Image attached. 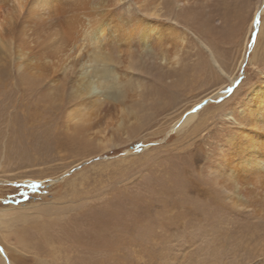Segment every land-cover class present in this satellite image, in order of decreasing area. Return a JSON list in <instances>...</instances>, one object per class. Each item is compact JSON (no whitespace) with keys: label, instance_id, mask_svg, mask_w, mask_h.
<instances>
[{"label":"rangeland","instance_id":"374dc122","mask_svg":"<svg viewBox=\"0 0 264 264\" xmlns=\"http://www.w3.org/2000/svg\"><path fill=\"white\" fill-rule=\"evenodd\" d=\"M113 1L81 0L68 35L49 23L42 34L0 36V264H264V217L235 207L217 178L232 137L248 128L251 89L264 85V0L182 9L164 0L161 29L184 33L173 67L134 52L130 69L125 43L109 41L118 58L109 69L120 78L106 89L124 92L105 101L106 122L120 116L114 104L140 121L105 149L79 119L96 98L76 92L75 81L93 48L81 36L88 23L119 25L116 35L134 12L130 0L114 12ZM77 214L74 225L122 217L114 249L74 244L64 228Z\"/></svg>","mask_w":264,"mask_h":264},{"label":"bare ground","instance_id":"6f19581e","mask_svg":"<svg viewBox=\"0 0 264 264\" xmlns=\"http://www.w3.org/2000/svg\"><path fill=\"white\" fill-rule=\"evenodd\" d=\"M207 1L173 0V4L175 8L182 9V7L184 8L190 4ZM80 2L81 0H0V36L4 32L8 35V32L10 33L16 29L31 31L34 35L42 34L45 26L49 23H51L49 26L58 29L64 35H68L72 27L71 25L76 21L75 19L72 20L73 14L71 13L78 10ZM129 3L130 5H134V12L128 15L129 20L126 19L127 21L121 24L119 32L117 31L116 35L115 33L118 29L116 27H119V25L115 27L116 30H113L115 28L111 25L112 31L103 22L94 24L95 22L91 23L90 20L88 21L90 22L87 25L88 27L84 29L83 33L81 32L84 41L93 48L86 62L79 66L77 80L75 81L77 84L76 92H79L81 96H90L96 99L92 102V106L95 107L93 113L80 115L79 119L84 123L86 132L90 134L92 140L105 149L115 147L122 135H126L131 130L130 120H134L136 123L140 121V117L133 110L128 111L124 106H116L114 104L113 110L120 113V116L118 115V120L113 124L106 122L108 115L105 101L120 102V99H123L122 95L124 92L122 91L118 95H115L106 89V80H109L112 76L117 78L120 74L116 70L109 69V66L118 59L116 54L112 55L109 41L115 44V40L119 39L125 43L123 44L122 51L130 69L134 68V60L138 56L140 59L152 58L153 61L163 62L168 67L176 66L181 59L179 49L182 48L184 33H180L176 29H170L168 32L165 30L166 28L162 30L161 28L164 27H161V24L159 25L157 22L164 16V0H130ZM120 4L121 0L113 1L112 7L115 10L114 12L118 13L122 10ZM262 11L264 12V9ZM260 29V33L264 31V24ZM172 32V39L176 43L170 40L172 41L171 44H173V50L170 53L166 51V47L170 45L166 36L169 37ZM258 47L257 42L253 59ZM209 53L215 67L225 74L222 66L218 65L214 60L215 57H213L212 52L209 51ZM261 58V61L264 63V55ZM95 65L99 66L100 69ZM227 78L232 82V77L227 75ZM118 81L120 82V79ZM110 84L114 89L116 85L113 82H110ZM120 85L122 84L120 83ZM251 90L252 105L246 109L248 128L232 137V150L225 157L224 174L217 175L214 172L212 174H216L217 178H223L228 183L227 185L223 180L220 183L221 187H223L221 190L224 194L230 195L228 197L233 199L235 207L253 210L261 217H264V85ZM100 96L104 97L103 101H100ZM94 113H98L99 116ZM192 117L194 115H189L185 121L183 120V124ZM77 215V217L75 216L76 218L69 222V226L65 225L70 230L64 228L65 233L68 234L73 229L70 236H72L71 239L74 244H78L77 241L83 240L91 242L92 245L87 244L90 247L101 248L103 250L114 249L115 241L113 242L112 236L117 228H119L118 226L121 225L120 229L123 228V224H120L122 217H117L113 220L109 218L85 220L83 218L82 222H75L76 224L74 225L72 222L81 218L79 217L80 214ZM135 219L137 218H133L132 221ZM125 225H128V223ZM0 253L3 259H5L4 252L0 250ZM7 264L11 263L7 261Z\"/></svg>","mask_w":264,"mask_h":264}]
</instances>
